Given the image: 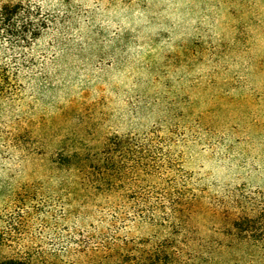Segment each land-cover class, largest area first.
<instances>
[{
    "label": "rangeland",
    "instance_id": "obj_1",
    "mask_svg": "<svg viewBox=\"0 0 264 264\" xmlns=\"http://www.w3.org/2000/svg\"><path fill=\"white\" fill-rule=\"evenodd\" d=\"M33 1L52 23L0 93V264L216 256L242 216L264 237V0Z\"/></svg>",
    "mask_w": 264,
    "mask_h": 264
},
{
    "label": "trees",
    "instance_id": "obj_2",
    "mask_svg": "<svg viewBox=\"0 0 264 264\" xmlns=\"http://www.w3.org/2000/svg\"><path fill=\"white\" fill-rule=\"evenodd\" d=\"M51 23L50 16L33 0H0V93L12 88V81L21 70L35 65L29 50ZM66 162L74 163L70 159ZM178 211L180 209L175 208V213ZM256 222L245 216L233 219L230 228L226 229V237L206 244L214 248L216 256L195 254L183 260L182 249L173 238H144L137 243L127 244L126 254L117 253L119 264H264V253L234 254L231 250L238 246L264 245V237L254 234ZM1 264L29 262L12 258Z\"/></svg>",
    "mask_w": 264,
    "mask_h": 264
}]
</instances>
